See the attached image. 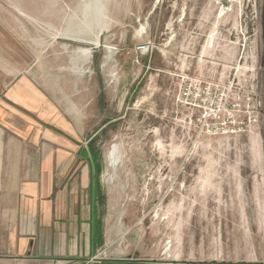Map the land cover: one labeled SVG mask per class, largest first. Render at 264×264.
<instances>
[{"label": "rangeland", "instance_id": "obj_1", "mask_svg": "<svg viewBox=\"0 0 264 264\" xmlns=\"http://www.w3.org/2000/svg\"><path fill=\"white\" fill-rule=\"evenodd\" d=\"M220 1L0 0L10 130L90 161L98 263L264 264V128L199 137L178 101L234 78L264 101V0Z\"/></svg>", "mask_w": 264, "mask_h": 264}, {"label": "crops", "instance_id": "obj_2", "mask_svg": "<svg viewBox=\"0 0 264 264\" xmlns=\"http://www.w3.org/2000/svg\"><path fill=\"white\" fill-rule=\"evenodd\" d=\"M25 137L0 103V264H103L90 161L70 143Z\"/></svg>", "mask_w": 264, "mask_h": 264}, {"label": "built area", "instance_id": "obj_3", "mask_svg": "<svg viewBox=\"0 0 264 264\" xmlns=\"http://www.w3.org/2000/svg\"><path fill=\"white\" fill-rule=\"evenodd\" d=\"M235 81L236 78L228 89L195 79L188 84L190 91L180 94L179 103L198 114L199 135L200 132L211 136L249 134L254 127L263 130L264 107L261 99L257 98L253 87L242 88Z\"/></svg>", "mask_w": 264, "mask_h": 264}, {"label": "bare ground", "instance_id": "obj_4", "mask_svg": "<svg viewBox=\"0 0 264 264\" xmlns=\"http://www.w3.org/2000/svg\"><path fill=\"white\" fill-rule=\"evenodd\" d=\"M216 2H220L221 3V1L220 0H215ZM227 1H229L230 3H239V1H242V0H227ZM231 7V6H230ZM230 11V8H220V15L221 16H227L228 15V12ZM233 11V10H232ZM229 14H231V13H229ZM238 15H241V13H240V11H239V13H238ZM220 20L217 22V23H219L220 21H221V18H219ZM235 20H237V18H235ZM240 24L238 23H235L234 24V28H237L238 26H239ZM219 26V25H218ZM217 28V27H216ZM216 28H214V30L211 32V34L209 35V37H208V40H207V43H206V45H205V47H204V49H203V52H202V54L203 55H205L207 52H210L211 50H212V48L211 47H213L212 46V41L217 37V29ZM203 58V57H202ZM201 58V59H202ZM203 60V59H202ZM244 68H246V69H251V68H249V67H247L246 65H245V67H242V66H238L237 67V75L244 69ZM254 69V68H253ZM231 88V86L228 88V89H230ZM254 132V131H253ZM257 133V132H256ZM204 135H208V134H205V133H203V132H200V136L199 137H202V136H204ZM210 137H214L215 135H209ZM258 137H259V135L257 134H255V133H253L252 135H251V142H252V148H253V153L255 154V157H257L256 159H259L258 158V156H260V151L257 149V147L259 146V140H258ZM198 144V143H197ZM160 147H161V149H162V145L160 144ZM212 163H213V161H212ZM212 165V164H211ZM214 165V164H213ZM215 172V171H214ZM210 175V174H209ZM211 176V175H210ZM216 176V175H215ZM209 178H211V177H209ZM205 179V178H204ZM213 179V178H212ZM208 180H206L205 182H207ZM212 181V180H211ZM210 181V182H211ZM209 182V183H210ZM208 183V185H210ZM214 183V182H213ZM203 184H205L204 183V180H203ZM207 185V186H208ZM205 186V185H204ZM207 186H206V188H207ZM211 186H213L212 184H211ZM211 186H210V188H211Z\"/></svg>", "mask_w": 264, "mask_h": 264}, {"label": "flooded vegetation", "instance_id": "obj_5", "mask_svg": "<svg viewBox=\"0 0 264 264\" xmlns=\"http://www.w3.org/2000/svg\"><path fill=\"white\" fill-rule=\"evenodd\" d=\"M264 67V65H262ZM263 76H264V70H263ZM263 106H264V101H263Z\"/></svg>", "mask_w": 264, "mask_h": 264}, {"label": "water", "instance_id": "obj_6", "mask_svg": "<svg viewBox=\"0 0 264 264\" xmlns=\"http://www.w3.org/2000/svg\"><path fill=\"white\" fill-rule=\"evenodd\" d=\"M88 264H91V263H88Z\"/></svg>", "mask_w": 264, "mask_h": 264}]
</instances>
